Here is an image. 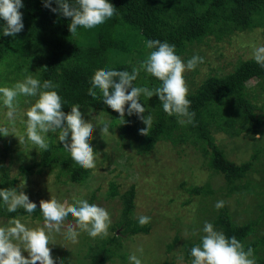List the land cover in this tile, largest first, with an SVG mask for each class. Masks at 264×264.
<instances>
[{
  "label": "trees",
  "instance_id": "16d2710c",
  "mask_svg": "<svg viewBox=\"0 0 264 264\" xmlns=\"http://www.w3.org/2000/svg\"><path fill=\"white\" fill-rule=\"evenodd\" d=\"M70 2L74 3L75 0ZM109 2L118 13L112 20L93 31L78 27L77 33L72 35L67 27L70 18L51 11L44 6L42 0H23V7L19 9L24 24L22 31L14 37L0 35V77L7 78L3 75L7 74L18 81L29 72L26 68L31 64L35 77L41 81L52 80L59 85L56 90L62 97V111L65 114L71 113L74 107H80L84 118L91 117L99 124L110 121V132L117 128L121 139L133 140L138 155L151 152L159 142L189 144L207 161L211 173L225 181L228 192L248 188L238 186L237 182L252 169V160L241 164L230 161L225 151L217 145L214 135L234 138L240 134L252 137L262 134L263 121L256 115V110L261 108L252 102L246 90L251 81L264 84V68L253 59H240L233 71L225 75H210L194 91L187 93V98L191 100L190 110L195 113L192 123L182 125L176 115L169 116L165 113L156 95L151 98L142 96V100L138 102L145 106V115L153 116L148 135L139 133L138 130L145 125L135 115H125L126 122L120 124L119 114L102 101L93 100L89 93L96 74L109 68L127 70L130 73L137 71L134 86L153 89L158 87L160 81L146 73L141 64L151 51L145 46L146 40L168 41L175 45L176 54L182 58L189 46L199 45L204 39L220 42L234 33L264 29V0ZM51 7L58 8V5L52 3ZM0 23L3 21L0 20ZM1 140L2 136V156L4 150L1 149ZM48 145L47 150L41 151L39 161L31 166L19 167V175H27L37 168L53 169L62 165L71 183L82 184L90 169L79 167L70 154H63V146H53L51 143ZM16 183L17 179L9 175L1 162L0 188H15ZM211 191L209 186L190 189L193 195L201 196L211 194ZM231 193L227 194L232 195ZM116 196L122 204L120 219L109 225L106 236H97L92 241L94 245H89V264H106L113 257L124 262L126 255L119 252L122 239L147 234L151 227L148 223L141 226L138 220L131 218L134 186L119 194L117 187L111 183L107 197ZM94 200L95 194L92 192L88 202L93 203ZM256 210V219L237 225L231 221L225 207L220 208L216 214L208 209H201V212L204 211V217L201 218L204 222L200 219L201 231L205 222L212 223L226 237L235 236L245 251L251 247L255 264H264V234L259 237L255 235L256 231L264 230V205L256 206ZM13 218L44 221L39 207L28 214L23 208L7 212L5 207L0 206L2 223ZM74 219L71 218L68 222H74ZM202 235L193 240L188 238L184 242L176 235L166 245V254L181 242L179 259L191 264L193 258L190 256V249L200 243ZM138 256H141L140 252ZM125 263L130 264L129 260Z\"/></svg>",
  "mask_w": 264,
  "mask_h": 264
},
{
  "label": "rangeland",
  "instance_id": "374dc122",
  "mask_svg": "<svg viewBox=\"0 0 264 264\" xmlns=\"http://www.w3.org/2000/svg\"><path fill=\"white\" fill-rule=\"evenodd\" d=\"M260 44H264L263 28L234 33L220 42L204 39L199 45L189 46L186 55L181 59L187 61L193 55H198L203 57V62L198 63L194 70H185L183 73L188 93L194 91L210 75H225L233 71L237 62L251 58L252 49ZM27 70L34 75V67L31 64ZM29 72L26 75L30 74ZM3 75L7 78L0 77V87H11L17 82L10 75ZM24 77H20L18 81ZM246 90L252 102L261 108L256 110V115L263 121L262 134L255 137L240 134L234 138L222 134L214 135L217 145L225 151L230 161L241 164L252 160V169L237 182L238 186L248 188L238 190L239 192H228L225 181L211 173L207 161L191 145H173L164 141L157 143L151 152L138 155L133 140L121 139L117 128L110 134L101 133L99 123L91 117L84 119L95 126L90 143L97 152L96 166L90 169L82 184L71 183L62 165L53 169H33L27 175L21 176L19 167L31 166L39 161L42 151L26 137L25 112L37 97H17L18 108L14 124L11 125L15 132L2 136L1 149L4 150V155L0 154V163L7 168L11 177L17 179L15 189L24 191L37 207L41 200L52 202L53 199L61 203L66 202L67 207H74L76 200H88L93 192V203L109 212L110 225L119 221L122 209L118 196L107 197L110 184L113 183L117 187L119 194L134 186L131 218L138 220L141 215L149 216L151 219L148 226L151 227L147 234L141 233L122 239L119 252L126 255L124 262L113 257L111 262L107 261L106 264H126L129 254L136 251L137 247L142 249L139 251L142 264H188L179 259L181 242L168 254L165 249L176 235L184 242L188 238L193 240L203 234L200 227L204 211L201 212V209H208L216 214L219 209L215 204L218 200H223V207L228 209L231 221L241 225L250 219H256V206L264 205V84H259L256 80L251 81ZM6 111V107L0 102V124L9 123L5 116ZM20 136H25V139L21 141ZM57 136L58 132H48L47 143L63 146V154H70ZM253 154L256 159L252 158ZM195 186H209L212 193L193 195L190 189ZM19 220L28 228L44 227V221L29 218ZM2 221L0 219V226L11 224V220L4 223ZM69 227L77 228L74 222H66L62 233L51 234L50 238L54 244L49 245V249L53 253L55 264H89V245H94L92 241L96 237H91L77 228V239H67ZM263 231H256V237L263 235ZM21 247V254L27 258L29 253L23 250L22 245ZM139 252L136 254L139 255Z\"/></svg>",
  "mask_w": 264,
  "mask_h": 264
},
{
  "label": "clouds",
  "instance_id": "9594fccd",
  "mask_svg": "<svg viewBox=\"0 0 264 264\" xmlns=\"http://www.w3.org/2000/svg\"><path fill=\"white\" fill-rule=\"evenodd\" d=\"M45 7L53 12H59L70 18L67 27L70 34L75 35L79 28L93 31L112 20L118 13L109 0H42ZM52 3L58 8H52ZM23 0H0V35L12 36L22 31L24 24L22 13ZM145 46L149 51L141 64L144 71L160 81L158 87L134 86L138 72L109 68L96 74L92 81L89 95L93 100L102 101L110 109L119 114L120 124L126 122L125 115H135L145 127L139 133L148 135L153 124V116L145 115V106L138 101L141 97L151 98L156 95L162 109L169 116L176 115L180 124L192 123L195 113L190 110L191 100L187 98L188 89L184 81L185 70H194L203 57L193 55L183 61L175 52V45L159 39H148ZM253 59L261 68H264V44L255 46L251 51ZM23 80L17 81L11 87H0V102L6 107L5 116L9 123L0 124V136L15 132V114L18 108L17 97H37L34 103L26 110L25 125L26 137L33 145L47 150L48 132H58V140L70 153L76 165L84 169L96 166V155L91 141L94 125L84 119L80 107H74L71 113L62 111V97L58 94L59 85L52 80L41 81L31 74ZM99 93V95H98ZM127 105V107H125ZM143 114V115H142ZM101 133L110 134V121L99 124ZM23 141L25 136H20ZM71 141V143H70ZM223 200L215 204L217 209L224 206ZM74 207H67L66 202L58 200H41L40 212L44 219V227L28 228L19 219L13 218L9 226H0V264H55L53 253L49 245H53L52 233L60 234L64 231L66 222L71 218L81 231L91 237L106 236L111 223L110 214L104 207L89 203L87 199H78ZM0 206L7 212H16L23 208L31 214L37 205L29 200L24 191L15 188H0ZM150 217L141 215L138 224L143 226L150 221ZM77 228L67 229V239L75 241L79 235ZM47 230V231H46ZM204 235L200 243L190 249L193 258L191 264H255L253 249L246 251L235 236L226 237L223 232L217 231L213 224L205 222ZM29 253L26 258L21 254L22 247ZM128 256L130 264H142L136 252Z\"/></svg>",
  "mask_w": 264,
  "mask_h": 264
}]
</instances>
